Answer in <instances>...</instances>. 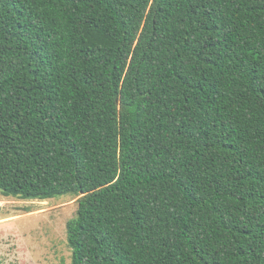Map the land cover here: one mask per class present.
Wrapping results in <instances>:
<instances>
[{
  "label": "trees",
  "instance_id": "1",
  "mask_svg": "<svg viewBox=\"0 0 264 264\" xmlns=\"http://www.w3.org/2000/svg\"><path fill=\"white\" fill-rule=\"evenodd\" d=\"M0 193L79 197L71 264H264V0H0Z\"/></svg>",
  "mask_w": 264,
  "mask_h": 264
},
{
  "label": "rangeland",
  "instance_id": "2",
  "mask_svg": "<svg viewBox=\"0 0 264 264\" xmlns=\"http://www.w3.org/2000/svg\"><path fill=\"white\" fill-rule=\"evenodd\" d=\"M79 197L20 199L0 193V264H71L67 222Z\"/></svg>",
  "mask_w": 264,
  "mask_h": 264
}]
</instances>
